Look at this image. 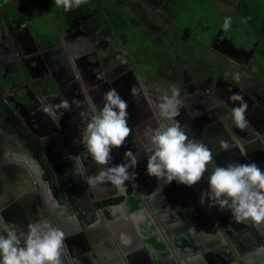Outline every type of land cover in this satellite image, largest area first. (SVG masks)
<instances>
[{
    "label": "flooded vegetation",
    "instance_id": "1",
    "mask_svg": "<svg viewBox=\"0 0 264 264\" xmlns=\"http://www.w3.org/2000/svg\"><path fill=\"white\" fill-rule=\"evenodd\" d=\"M225 16L232 18L227 30L221 27ZM104 19L110 35L100 34L96 26ZM77 72L81 79L76 78ZM97 72L103 73L102 79L96 78ZM169 84L180 88L183 100L175 119L186 125V132L190 127L189 136L209 149L216 143L217 150L210 149L214 159L208 172L215 164L261 162L264 0H83L67 12L55 0L22 4L0 0V212L4 219L20 230L41 219L84 227L96 222L100 227L103 220L109 221L102 230L107 235L95 244L89 242L86 231L67 236L65 242L79 264H113L117 261L110 257L115 251L110 245L111 233L115 235L118 225L127 226L125 219L135 214L137 244L129 253L118 255L122 264H131V257L141 255L142 264L191 260L199 247L192 245L185 225L177 224L175 213L168 212L172 205H187L184 198L173 201L174 191L185 186L175 181L163 183L145 196L146 207L131 211L125 200L130 190L140 199L134 186L123 192L111 186L89 188L73 175V162L66 156L82 152L72 140L82 127L79 113L87 105L60 109L63 114L56 121L38 110L42 98L53 103L73 98L83 101L82 88L99 105L101 94L113 87L128 102L130 133L125 140L142 160L146 157L137 138L147 125L156 126V104ZM132 85L138 88L135 97L129 94ZM237 92L248 105L245 129L233 126L226 115L239 103L229 100ZM233 136L243 143L245 155ZM220 140L228 141L230 147L219 150ZM224 152L228 154L217 163L216 157ZM85 165L88 174L97 172L98 166L90 158ZM199 183L207 186L203 178ZM149 205L161 208L164 218L159 220L166 229L170 227V240L162 236L158 221L148 213ZM217 213L221 217L222 212ZM187 215L193 213L189 210ZM214 243L220 246L221 239ZM219 246L206 251L212 255L209 259L204 255L208 264H216L213 251L221 249Z\"/></svg>",
    "mask_w": 264,
    "mask_h": 264
},
{
    "label": "clouds",
    "instance_id": "2",
    "mask_svg": "<svg viewBox=\"0 0 264 264\" xmlns=\"http://www.w3.org/2000/svg\"><path fill=\"white\" fill-rule=\"evenodd\" d=\"M58 7L67 12L78 7L83 0H55ZM232 18L225 16L221 27L229 29ZM77 79H81L76 75ZM97 79L103 73H96ZM84 100L73 98L71 102L60 99L59 102H44L41 99L38 110L54 121L64 111H70L72 105L87 108L79 113L82 127H78V135L72 143L82 148V152L68 153L66 158L73 162V175L79 176L89 188L108 183L123 192L126 181L135 182L137 156L131 149H125L120 163H112L113 149H119L129 136L130 128L127 111L128 102L117 90L110 87L101 94V103L96 104L88 89H81ZM129 94L137 96L138 88L132 85ZM230 101H238L229 113L233 126L245 129L248 121L245 112L247 101L241 93H233ZM183 105L180 88L169 84L168 89L159 97L156 104L158 121L155 127L147 125L141 137L146 163L144 174L157 181L169 184L175 181L191 187L203 178L206 189H201L198 202L209 209L216 207L218 211H227L236 223L252 222L253 226L264 223V169L255 161H235L225 165L215 164L208 172V164L214 157L209 147L202 141L191 137L175 117L179 115ZM223 119V118H222ZM241 155H245L243 143L232 137ZM221 150H227L228 141L220 140ZM7 156V153H5ZM90 158L97 166L95 174H88L85 160ZM207 175L205 176V173ZM64 231L45 219L36 220L20 230L11 221L0 215V264H79L75 257H68Z\"/></svg>",
    "mask_w": 264,
    "mask_h": 264
},
{
    "label": "crops",
    "instance_id": "3",
    "mask_svg": "<svg viewBox=\"0 0 264 264\" xmlns=\"http://www.w3.org/2000/svg\"><path fill=\"white\" fill-rule=\"evenodd\" d=\"M156 116H157V112H156ZM158 119L159 118L157 116V120ZM125 149L132 150L131 144L127 140H125V143L119 149H113L112 153L114 155L112 154L113 157L112 163L125 162L122 161V157ZM132 152L136 155V153L133 150ZM137 159H138V163L135 168V172H136L135 182L133 183L131 181H126L125 184L126 187L134 186V189L137 190L138 193H141L142 195L149 197L153 192H155L156 189L160 188L163 185V181L162 180L157 181L154 177L146 176L144 174L146 159L141 160L138 156ZM259 161L260 160L255 162L258 164V166L264 169V167H262V164H264V159H262L261 162ZM202 184L198 182L191 187L185 186L182 187L179 192L176 190L173 193L174 194L173 201L179 200L180 198L186 199L185 204L187 205L183 204L185 206H182L181 208L185 207L186 209L189 207L190 212L193 213V216L191 217L188 216L189 214L187 215L189 221L188 223H184L185 225L184 227L188 230L187 233L189 232V236L191 237L190 240H192L191 242L192 245L199 247L202 244L203 245L207 244L209 242L208 240H211V237L214 238L213 241H215L216 238H220L221 245L219 247L221 249L213 251L214 253L213 260L215 261L216 264H242V262L243 264H264V223L260 224L259 226H253L252 222L248 224L243 222L236 223L229 217L230 216L229 214L227 215L229 218L222 221L221 217L217 213L219 211L217 210L216 207L209 209L207 207V201H205L204 206H201L199 204L198 199H199L200 191L201 189L207 188V186ZM106 186L114 187L108 183H103L100 186L97 185L95 188L99 189L100 187L103 188ZM189 197L191 198V200H188ZM47 206H48L47 210L49 211L50 214H52V208H51L52 206H50L49 203L47 204ZM197 206L199 207L196 208ZM147 211L148 213H150V215L155 217V220L158 221L159 230L162 236L165 239L170 240L171 236H173L171 233H169L170 227L166 229L165 228L166 225L161 223L159 220L161 218H164L161 208L149 205L147 206ZM196 213L198 215H195ZM155 214H157V216ZM136 217L137 215L131 214L128 220L125 219V221H127L126 224H128L127 226L123 227L122 225H118L119 229L117 232L115 229V235L111 233L110 245L112 247L113 244V250L115 248V251L114 254L110 255V257L117 261V263L113 261V264H122L120 262L121 257L118 255L122 253L124 254L125 252L129 253L130 252L129 250H132L134 247H136L137 244V240L135 239L136 233L133 228V224H135ZM193 218H199L200 221L194 222L192 220ZM64 221L65 220H60L58 223L57 222L55 223V221H53V224L60 227L66 234V237L67 236L72 237L73 235H75V233L78 234L81 231H86V237L89 238V242L95 244L99 242L101 238L107 235L106 231L104 235L102 232L103 228L105 230L108 227L107 222L109 221L106 220H103L100 227L96 226L99 225V223L97 224V222L96 224L90 226L86 224V226L84 227L83 225L80 226L79 223L66 224ZM71 225L74 227H72ZM129 226H132L133 228L131 231L130 229H128ZM260 236L262 237V239L260 238ZM256 243L257 245L258 244L260 245L257 246ZM66 244L68 247V243ZM208 253L207 254L209 256L211 252ZM67 255L68 257H72L73 253L68 252ZM204 255L205 254H202L201 252L199 254L198 253L196 254V252H192L190 258H192L191 260H194L192 261L194 264H202V262H204V264H208L206 262V257ZM142 261H143L142 255L138 257L133 256L131 257L130 263L142 264L141 263Z\"/></svg>",
    "mask_w": 264,
    "mask_h": 264
},
{
    "label": "water",
    "instance_id": "4",
    "mask_svg": "<svg viewBox=\"0 0 264 264\" xmlns=\"http://www.w3.org/2000/svg\"><path fill=\"white\" fill-rule=\"evenodd\" d=\"M27 30V32H29L30 33V30L27 28L26 29ZM189 130H191V131H193L190 127H189ZM210 149H214V150H217V148H216V143H213V146H211L210 147ZM219 150H221V148L219 147L218 148ZM226 154H228V152H224V153H222L219 157H216V162L217 163H219V159H223L224 158V155H226ZM139 196H140V199H141V202H142V207H146V205H147V198H145V196L144 195H142L141 193H139ZM172 209H170V210H168V212L171 214V212H174V213H172V214H174V216H177L176 217V221H177V224H180V225H183L184 223H188V221H189V219H188V216H185L188 212H189V207L188 208H186L185 209V207L184 208H179V207H176V206H173L172 205ZM199 206H197L196 208H198ZM185 209V210H184ZM141 210V209H140ZM140 210H138V211H140ZM186 217V218H185ZM152 218L155 220V217H153L152 216ZM176 224V225H177ZM211 240H214V238L212 237L211 238ZM219 244V243H218ZM217 243H211L209 246L207 245V247L208 248H206V247H200L199 246V248H196L195 249V252L196 253H202V254H204L205 253V255H206V257H209L208 256V254L206 253V251L208 250V249H213V248H217L219 245H218ZM260 244H261V242H260ZM260 244H258L257 245V243H256V245L257 246H259ZM193 260H185V264H194L193 262H192ZM242 264H243V262H242Z\"/></svg>",
    "mask_w": 264,
    "mask_h": 264
},
{
    "label": "trees",
    "instance_id": "5",
    "mask_svg": "<svg viewBox=\"0 0 264 264\" xmlns=\"http://www.w3.org/2000/svg\"><path fill=\"white\" fill-rule=\"evenodd\" d=\"M25 1L26 0H19V3L22 4ZM30 2L33 3L34 0H30ZM96 26H97L98 31H99L100 34H102V35H110L111 34V30H110V28L108 26L107 19L106 20L104 19L102 21V23L97 24ZM123 198L124 197L119 198V199H117V201H122ZM125 200H127V204H128L129 209L131 211L140 208L141 205H142L140 199L137 197L136 194L132 193V190H130V194H129L128 198H126ZM159 249L163 250L164 249L163 245H160Z\"/></svg>",
    "mask_w": 264,
    "mask_h": 264
},
{
    "label": "bare ground",
    "instance_id": "6",
    "mask_svg": "<svg viewBox=\"0 0 264 264\" xmlns=\"http://www.w3.org/2000/svg\"><path fill=\"white\" fill-rule=\"evenodd\" d=\"M202 210H204V209H202ZM228 214H229V213H228L227 211L222 212V215H221V219H222V221H224V220H226L227 218L230 217V216H229V217L227 216ZM229 215H230V214H229ZM250 222H251V221L247 222V224L250 223ZM260 238L262 239L261 236H260ZM208 241H209V242H208L207 244H204V245L202 244V245H203L202 247H206V248H208L207 245L209 246L211 243H214L213 240H208ZM208 250H209V249H208ZM210 256H212V255L210 254ZM210 256L208 257V259L211 258Z\"/></svg>",
    "mask_w": 264,
    "mask_h": 264
},
{
    "label": "rangeland",
    "instance_id": "7",
    "mask_svg": "<svg viewBox=\"0 0 264 264\" xmlns=\"http://www.w3.org/2000/svg\"><path fill=\"white\" fill-rule=\"evenodd\" d=\"M207 4H208V3H207ZM207 4H206V5H207ZM210 7H211V6H210ZM45 27H46V26H45ZM46 31H48V29H47V28H46ZM191 132H192V131H190V130H189V131L187 132V133H188V135H189V134H191Z\"/></svg>",
    "mask_w": 264,
    "mask_h": 264
}]
</instances>
